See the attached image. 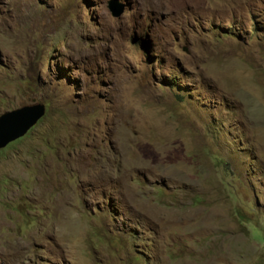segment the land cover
Instances as JSON below:
<instances>
[{
    "label": "rangeland",
    "instance_id": "rangeland-1",
    "mask_svg": "<svg viewBox=\"0 0 264 264\" xmlns=\"http://www.w3.org/2000/svg\"><path fill=\"white\" fill-rule=\"evenodd\" d=\"M108 1L0 0V264H264V0Z\"/></svg>",
    "mask_w": 264,
    "mask_h": 264
},
{
    "label": "water",
    "instance_id": "water-1",
    "mask_svg": "<svg viewBox=\"0 0 264 264\" xmlns=\"http://www.w3.org/2000/svg\"><path fill=\"white\" fill-rule=\"evenodd\" d=\"M107 7L112 16H120L124 4L118 0H109ZM42 104L25 105L0 114V148L23 136L43 115Z\"/></svg>",
    "mask_w": 264,
    "mask_h": 264
},
{
    "label": "bare ground",
    "instance_id": "bare-ground-1",
    "mask_svg": "<svg viewBox=\"0 0 264 264\" xmlns=\"http://www.w3.org/2000/svg\"><path fill=\"white\" fill-rule=\"evenodd\" d=\"M154 1H156V0H154ZM154 1H153V2H154ZM160 1H161V0H160ZM162 1H163V0H162ZM156 2H157V1H156ZM163 2H164V1H163ZM145 3H147V2H145ZM147 4H148V3H147ZM156 4H157V3H156ZM158 4H159V3H158ZM152 5H153V4H152Z\"/></svg>",
    "mask_w": 264,
    "mask_h": 264
},
{
    "label": "clouds",
    "instance_id": "clouds-1",
    "mask_svg": "<svg viewBox=\"0 0 264 264\" xmlns=\"http://www.w3.org/2000/svg\"><path fill=\"white\" fill-rule=\"evenodd\" d=\"M115 17V16H114ZM118 17V16H117Z\"/></svg>",
    "mask_w": 264,
    "mask_h": 264
}]
</instances>
